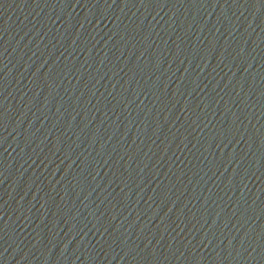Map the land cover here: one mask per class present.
I'll use <instances>...</instances> for the list:
<instances>
[{"label":"water","instance_id":"95a60500","mask_svg":"<svg viewBox=\"0 0 264 264\" xmlns=\"http://www.w3.org/2000/svg\"><path fill=\"white\" fill-rule=\"evenodd\" d=\"M0 264H264V0H0Z\"/></svg>","mask_w":264,"mask_h":264}]
</instances>
